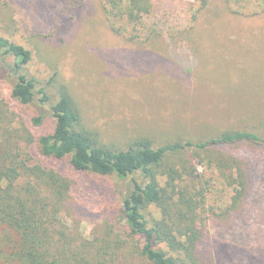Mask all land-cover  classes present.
Returning <instances> with one entry per match:
<instances>
[{"label": "trees", "instance_id": "obj_1", "mask_svg": "<svg viewBox=\"0 0 264 264\" xmlns=\"http://www.w3.org/2000/svg\"><path fill=\"white\" fill-rule=\"evenodd\" d=\"M36 1L41 5L32 13L24 11L37 18L34 27L25 30L32 38L46 30L49 18L59 31L84 9V0ZM222 1L235 16L264 14V0ZM214 2L194 0L186 26L156 0H103L102 16L116 35L130 43L145 46L155 37H165L174 47L181 40L194 39L197 44L199 14ZM11 8L8 0H0L1 17ZM39 10L44 20L37 15ZM173 53L183 63L178 48ZM33 61L31 48L0 32V82L10 86L11 97L20 104L39 107L40 113L32 119L34 126H42L48 118L55 121L54 129L38 140L41 155L57 162L69 159L75 172L114 178L122 192L118 215L103 223L99 232L96 227L88 238L72 215L71 180L58 170L32 166L24 156L26 148L15 140L21 132L27 139L24 127L9 117L7 121L1 118L0 264H115L129 244L132 254L148 264H217L220 260L204 246L211 238L228 236L244 242L259 237V229L251 227L253 214L247 205L255 183L250 158L264 149V121L253 129L163 145L148 137L126 148L106 145L86 125L83 110L60 71L45 85L31 73ZM176 91L182 99L183 92ZM13 132L19 135L9 136ZM235 148L247 151L236 152ZM217 188L229 194L222 204L211 202ZM257 194L264 199V192ZM262 211L255 215L257 223H264Z\"/></svg>", "mask_w": 264, "mask_h": 264}, {"label": "rangeland", "instance_id": "obj_2", "mask_svg": "<svg viewBox=\"0 0 264 264\" xmlns=\"http://www.w3.org/2000/svg\"><path fill=\"white\" fill-rule=\"evenodd\" d=\"M8 1L13 8L0 16V32L32 49L34 61L29 69L43 84L57 69L60 71L83 110L86 125L106 145L126 148L142 137L163 145L227 130L253 129L264 121L263 13L254 18L235 16L225 9L222 0H215L199 14L195 25L197 44H193L194 39L181 40L173 47L169 39L155 37L152 43L141 46L111 30L102 16L103 0H84V9L62 30L58 31L49 18L39 38L25 33L37 18L24 11L32 13L41 4L36 0ZM28 1L33 4H26ZM193 3L156 0L158 6H166L179 16L183 26L189 24ZM37 15L44 20L41 10ZM173 48H178L183 63ZM178 88L189 99H180ZM39 113L37 105L25 106L14 100L10 86L0 82V119H14L15 125L24 127L27 139L22 132L19 137V132L9 136L17 137L15 140L26 148L24 156L32 166L58 170L71 180L72 215L90 238L96 227L99 232L103 223L112 222L118 215L122 192L119 181L75 172L69 159L57 162L42 156L38 140L54 129L55 121L48 118L36 127L32 119ZM250 159L255 183L247 208L253 214L251 227L259 229V237L244 242L232 241L228 236L211 238L204 246L220 260L215 259L217 264H264V223H257L255 218L264 211V199L257 194L264 192V149L257 150ZM202 170L200 167L199 172ZM217 190L211 202L222 204L229 198L228 191ZM258 198L262 199L259 205ZM211 234L217 235L215 229ZM132 250L129 244L115 264H148Z\"/></svg>", "mask_w": 264, "mask_h": 264}]
</instances>
